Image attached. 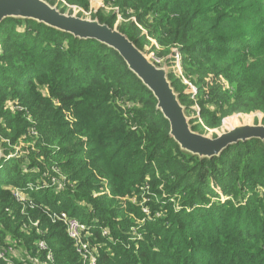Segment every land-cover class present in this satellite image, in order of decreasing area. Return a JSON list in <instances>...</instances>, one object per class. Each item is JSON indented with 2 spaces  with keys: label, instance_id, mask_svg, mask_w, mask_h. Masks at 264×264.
<instances>
[{
  "label": "trees",
  "instance_id": "1",
  "mask_svg": "<svg viewBox=\"0 0 264 264\" xmlns=\"http://www.w3.org/2000/svg\"><path fill=\"white\" fill-rule=\"evenodd\" d=\"M103 3L94 18L114 27L121 17L118 29L140 49L171 60L179 52L188 83L174 72L169 78L187 113L197 114L193 97L198 104L202 122L195 116L193 130L264 113V0ZM157 103L107 44L32 18H5L0 241L13 238L36 254L44 237L58 264H79L64 226L46 215L62 209L93 226L102 243L98 264H264V140L238 141L213 157L190 154L170 136ZM31 132L39 134L36 148L8 157L10 145ZM54 166L67 177L62 190L43 186ZM16 188L31 201H18ZM36 220L47 230L42 236L24 226Z\"/></svg>",
  "mask_w": 264,
  "mask_h": 264
},
{
  "label": "water",
  "instance_id": "2",
  "mask_svg": "<svg viewBox=\"0 0 264 264\" xmlns=\"http://www.w3.org/2000/svg\"><path fill=\"white\" fill-rule=\"evenodd\" d=\"M11 16L32 18L76 37L95 38L118 51L129 69L152 91L158 102L156 108L170 123V136L185 152L200 157H213L235 142L250 138L264 140V123L236 125L216 137L193 130L186 107L181 103L179 93L169 78L167 67L151 60L117 26L111 27L98 18L87 19L67 14L47 0H0V24Z\"/></svg>",
  "mask_w": 264,
  "mask_h": 264
},
{
  "label": "built area",
  "instance_id": "3",
  "mask_svg": "<svg viewBox=\"0 0 264 264\" xmlns=\"http://www.w3.org/2000/svg\"><path fill=\"white\" fill-rule=\"evenodd\" d=\"M173 51L175 52V58H177V61H180L179 52L176 49H173ZM13 154H10L8 157L19 156ZM60 170L59 167L54 166L52 168L54 175H51L49 177L50 182L48 184L45 183L43 186L56 187L59 190L64 189L66 187L67 177L64 174L62 175ZM14 194L17 200L22 203L27 202V199L30 200V197L25 195V193L19 188L14 190ZM144 211L148 213L147 208H144ZM46 215L53 223H60L64 226L66 235L72 241L79 264L99 263V251L102 243L96 239L97 237L94 235L92 225L86 221H82L76 216L70 215L68 211L62 209L47 210ZM24 226L30 231L31 227L35 226L36 232L39 236H42L47 232V230H43L39 227V220L31 221L29 224L26 223ZM101 231L103 236L109 237V231L107 228H102ZM36 246L38 248L37 253L31 254V250L26 252L23 248L18 246L16 240L7 237L5 241H0V260L7 264H58L53 248L46 238L39 237L36 240ZM41 253L42 255H40Z\"/></svg>",
  "mask_w": 264,
  "mask_h": 264
},
{
  "label": "rangeland",
  "instance_id": "4",
  "mask_svg": "<svg viewBox=\"0 0 264 264\" xmlns=\"http://www.w3.org/2000/svg\"><path fill=\"white\" fill-rule=\"evenodd\" d=\"M63 3L64 4H61L60 7H58V2H56L54 5H56L61 11L63 9L64 11H62V12H65L67 14H73V15L80 16V17L87 18V19H95L94 14H96L102 7H104L103 0H90V6L88 9L83 8L81 6H78L76 4H69L65 1H63ZM64 5H66L65 8L63 7ZM110 9L111 8H109V10ZM120 21H122L121 17H119L115 26L118 27ZM148 50H149L148 47H146L144 52H146V54L150 57L151 60L158 63L160 66H166L169 73L174 72L177 74V76H180L184 80L183 75H182V68L180 65V61H177V58L175 60H173V59L171 60L170 59L171 55H168L167 57L161 58V57L157 56L154 52L149 53ZM184 82L188 83L187 80H184ZM186 91L189 93H192V94H196L197 88L194 85L189 84ZM193 107L197 109V114L187 113L190 121L195 116H197L199 119V122H202V117L200 116L201 112H200V109H199L198 104H197L194 97H193ZM251 113H253V112H251ZM254 113H257L258 115L256 116V115H248L249 113H244V114L239 113L238 116H235V117L227 118L228 116H226L225 117L226 119L225 118L223 119V122L225 120V123L222 127H221V125L223 124V122L218 128L206 129L204 132H201V131H198V132L203 133L205 135H209L211 137H215L214 135L221 134V133L229 130L231 127L236 126V125H240L243 123H251V124L263 123L264 113L261 111H256ZM229 116H232V115H229ZM192 125L193 124L191 123V126ZM38 135H39L38 133L31 132V134L29 135L28 138H22L16 145H10V147H12L13 150H15V152H14L15 154H13V153L12 154L20 156L24 152V150H26V149H28V150L35 149L36 147L34 145L33 140H35L38 137ZM1 141L5 142L6 139L2 137ZM1 141H0V149L2 151L1 155H3L4 154V152H3L4 148L1 144L2 143ZM15 157H17V156H15ZM60 172H62L61 173L62 175L64 174V172L62 170H60ZM148 193H149V191H146L143 194V199H145V201L151 200L147 195ZM146 198H148V199H146ZM25 203H27V202H25ZM147 214H149V209H148ZM109 239H110V236H109Z\"/></svg>",
  "mask_w": 264,
  "mask_h": 264
}]
</instances>
